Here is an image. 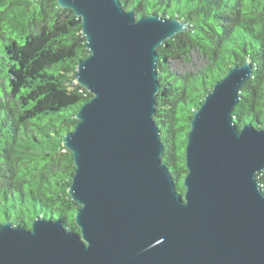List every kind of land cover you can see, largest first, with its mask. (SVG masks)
<instances>
[{"label":"water","instance_id":"1","mask_svg":"<svg viewBox=\"0 0 264 264\" xmlns=\"http://www.w3.org/2000/svg\"><path fill=\"white\" fill-rule=\"evenodd\" d=\"M54 1L80 19L89 52L75 81L91 98L62 140L79 231L60 219L35 218L30 230L4 222L0 264H264V128L238 129L231 117L250 62L232 66L194 111L180 195L152 121L155 50L188 23L136 19L118 0Z\"/></svg>","mask_w":264,"mask_h":264},{"label":"trees","instance_id":"2","mask_svg":"<svg viewBox=\"0 0 264 264\" xmlns=\"http://www.w3.org/2000/svg\"><path fill=\"white\" fill-rule=\"evenodd\" d=\"M136 19L151 14L187 22L155 52L160 89L153 123L163 145L160 163L182 195L186 135L194 111L232 66L247 60L252 76L240 88L231 117L236 128H264V0H118ZM81 21L54 0H0V49L4 96L0 95V225L30 230L33 219H60L78 233L79 206L67 189L75 171L62 147L75 115L91 95L75 72L87 58ZM203 59L194 72L175 74L170 60ZM264 193V171L257 174Z\"/></svg>","mask_w":264,"mask_h":264},{"label":"rangeland","instance_id":"3","mask_svg":"<svg viewBox=\"0 0 264 264\" xmlns=\"http://www.w3.org/2000/svg\"><path fill=\"white\" fill-rule=\"evenodd\" d=\"M0 55H2L1 49H0ZM1 63V58H0ZM203 65V59L197 55L193 54L191 56V59L189 61L187 60H170L169 61V67L172 72H175V74H183L185 72H194L198 70ZM4 80H3V73L1 71V64H0V95L4 96L3 88L4 86Z\"/></svg>","mask_w":264,"mask_h":264}]
</instances>
